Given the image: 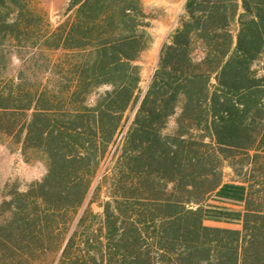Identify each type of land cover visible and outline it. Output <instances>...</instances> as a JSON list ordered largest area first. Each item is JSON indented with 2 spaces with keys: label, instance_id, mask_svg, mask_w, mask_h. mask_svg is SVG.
Here are the masks:
<instances>
[{
  "label": "trees",
  "instance_id": "trees-1",
  "mask_svg": "<svg viewBox=\"0 0 264 264\" xmlns=\"http://www.w3.org/2000/svg\"><path fill=\"white\" fill-rule=\"evenodd\" d=\"M30 1L0 0L33 54L0 73V143L46 174L0 180V264H264V0H188L145 90L143 0H69L54 30Z\"/></svg>",
  "mask_w": 264,
  "mask_h": 264
},
{
  "label": "rangeland",
  "instance_id": "rangeland-1",
  "mask_svg": "<svg viewBox=\"0 0 264 264\" xmlns=\"http://www.w3.org/2000/svg\"><path fill=\"white\" fill-rule=\"evenodd\" d=\"M68 6L69 0H31L28 8L42 18L44 26L50 25V29L54 30L73 18V12L68 11ZM147 10L152 12L158 19L153 22V27L150 29V33L154 36V43L142 57V90L146 89L156 69L162 46L175 31L180 16L179 7L170 8L167 5L160 7L155 6L153 2L148 5ZM59 54L52 53L50 55L56 58ZM32 56V50L14 47L10 39L0 40L1 75L7 79L17 76L21 69L27 68ZM45 174V166L42 163L26 162L16 144L11 143V141L0 143V180L2 186L19 183L20 187L25 189L33 181L41 180ZM233 178L232 170L227 169L225 182H229ZM98 181L99 179L95 185L98 184ZM105 191L102 200H106ZM93 209L99 214L103 212L98 204H94Z\"/></svg>",
  "mask_w": 264,
  "mask_h": 264
},
{
  "label": "crops",
  "instance_id": "crops-1",
  "mask_svg": "<svg viewBox=\"0 0 264 264\" xmlns=\"http://www.w3.org/2000/svg\"><path fill=\"white\" fill-rule=\"evenodd\" d=\"M144 5L147 9L148 5H150L151 2H153V4L155 6H169L171 7H179V11H180V16H186L187 17V10H186V6L188 3V0H143ZM240 4L242 3V0H239ZM240 11H243V9L241 8ZM179 22V21H178Z\"/></svg>",
  "mask_w": 264,
  "mask_h": 264
}]
</instances>
